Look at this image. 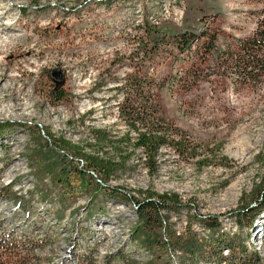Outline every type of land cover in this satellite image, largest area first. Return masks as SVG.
Here are the masks:
<instances>
[{
	"label": "rangeland",
	"instance_id": "374dc122",
	"mask_svg": "<svg viewBox=\"0 0 264 264\" xmlns=\"http://www.w3.org/2000/svg\"><path fill=\"white\" fill-rule=\"evenodd\" d=\"M263 13L262 0H0V195L9 192L0 196V240L9 245L0 264H230L227 251L221 263L211 256V238L242 242L264 264V163L256 164L264 158V75L244 79L229 57ZM148 25L163 43L145 56ZM184 31L196 40L179 53L172 35ZM56 89L66 99H53ZM135 92L156 101L158 129L183 144L180 153L159 151L152 176L136 149L109 178L111 194L88 202L37 170L35 151L60 139L118 161L124 154L96 144L91 132L105 130L111 141L126 133L118 107ZM51 152L57 160L60 152ZM120 191L176 195L182 207L169 224L177 235L195 234L203 256L175 250L153 262L131 240L136 216L112 198Z\"/></svg>",
	"mask_w": 264,
	"mask_h": 264
},
{
	"label": "trees",
	"instance_id": "16d2710c",
	"mask_svg": "<svg viewBox=\"0 0 264 264\" xmlns=\"http://www.w3.org/2000/svg\"><path fill=\"white\" fill-rule=\"evenodd\" d=\"M262 1L264 3V0ZM20 29L22 30L21 27ZM159 32L160 30L156 26L148 25L146 27L145 33L151 51L144 52L145 56L156 51L163 43V38L160 37ZM172 36V44L179 53L189 51L196 40L194 33L189 31L179 32ZM202 36H206V33L203 32ZM214 43L215 39L212 36L207 44V51L211 50ZM229 57L231 60L235 58L230 64L244 79L253 80L255 77H260L261 74L264 75V13L257 20V28L253 36L240 43L239 54L230 53ZM50 94H53L52 97L56 101L66 99V94L58 89ZM157 109L156 101L149 94L140 96L138 92H135L133 95L124 97L118 107L119 116L123 118L124 123L127 125L126 133L122 134L119 139L111 141L105 130H93L91 132L96 144L102 146L108 144L118 154H124V157H119L118 161L110 158L105 159L92 153L88 154L83 147L60 139L54 141L56 143L54 147L46 144L38 148L35 151L38 159L34 165L39 172H43L51 178L54 187L65 188L70 194L72 191L75 196L82 194L88 202H92L98 196L111 194L110 187L106 186L109 178L116 172H124L127 169V161L136 149L143 152L145 166L148 174L152 176L156 172L157 157L162 148L170 147L176 153L183 150V144L180 140H177L175 136L171 137L172 135L165 130L158 129L161 127L158 122L161 120L164 123V121L158 119ZM130 132L135 134V138H131ZM88 147L92 148L93 146L88 145ZM51 149L60 152L55 155L57 160H52L53 155L49 156L52 153ZM72 161H79L84 167L81 169L72 167L70 166L73 163ZM204 161H207V159L202 160L203 163L200 167L206 166ZM262 163H264V158L258 160L256 164ZM260 188L257 202L264 204V182ZM123 193V191L115 193L112 198L117 199L123 205L133 206L136 222L130 230L131 240L151 254L153 262L163 261L169 256L170 251L175 250L190 258L197 255L203 256V245L195 238V234L190 233L186 237L177 235L169 224L170 213H177L179 208L182 207L181 200L176 195L137 191L141 198L136 199L132 195ZM3 195L9 197V192L3 191L0 196ZM12 200L14 201V199ZM15 200L20 205L22 197ZM21 206L23 205L21 204ZM193 218L196 219L199 227L206 229L209 234L216 233L218 238L221 237L219 229L213 222H210V219L196 213H194ZM5 242H3V245L2 240H0V250L9 248V245ZM210 242L214 247L211 256L217 258L219 263L227 259V257H222L224 251L229 252L230 256L234 257L229 262L230 264L236 261L237 257L235 255L240 256L237 264H259L260 262L256 254L246 252V247L242 242L235 245L230 241L224 243L213 238ZM205 254L209 258V254Z\"/></svg>",
	"mask_w": 264,
	"mask_h": 264
}]
</instances>
